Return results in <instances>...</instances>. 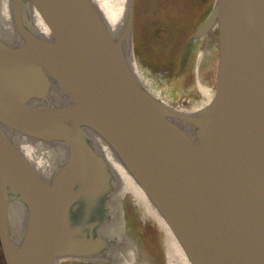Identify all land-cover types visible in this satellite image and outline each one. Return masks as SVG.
<instances>
[{
	"label": "water",
	"instance_id": "95a60500",
	"mask_svg": "<svg viewBox=\"0 0 264 264\" xmlns=\"http://www.w3.org/2000/svg\"><path fill=\"white\" fill-rule=\"evenodd\" d=\"M33 7L51 34L34 26ZM136 8L137 0H126L115 36L93 0H12L21 38L0 34L7 264L120 250L123 237L111 224L118 177L89 127L114 149L192 264H264V0H215L196 28L198 39L217 27L220 51L216 91L196 112L154 94L134 70L126 43ZM22 135L64 145L50 179L22 152Z\"/></svg>",
	"mask_w": 264,
	"mask_h": 264
},
{
	"label": "rangeland",
	"instance_id": "374dc122",
	"mask_svg": "<svg viewBox=\"0 0 264 264\" xmlns=\"http://www.w3.org/2000/svg\"><path fill=\"white\" fill-rule=\"evenodd\" d=\"M181 1L138 0L133 49L138 70L151 91L178 108L196 112L210 102L217 87L219 30L195 39L194 30L213 0ZM209 52L215 62L206 65ZM201 85L213 89L212 95L203 94ZM40 154L48 156L46 152ZM49 155L53 156L50 151ZM113 200L114 214L119 215L120 223L117 234L133 244L134 264H168L162 225L142 207L138 195L128 192ZM126 244L122 242L120 247L123 249ZM121 258L116 249L99 259L70 258L58 264H122Z\"/></svg>",
	"mask_w": 264,
	"mask_h": 264
},
{
	"label": "bare ground",
	"instance_id": "6f19581e",
	"mask_svg": "<svg viewBox=\"0 0 264 264\" xmlns=\"http://www.w3.org/2000/svg\"><path fill=\"white\" fill-rule=\"evenodd\" d=\"M103 16L105 17L111 31L115 36H118L120 32V27L124 21L125 4L126 0H93ZM28 17L31 19L32 23L39 32L44 35L51 34V29L41 13L32 8L31 12H28ZM0 34L7 40L11 42H16L18 40L20 33L17 32L14 24L13 14H12V0H0ZM21 36V35H20ZM128 49V56L134 66V70L140 77L142 82L150 89V84L146 79L144 80L142 72L138 70V65L136 58L134 56L133 41L132 38L126 43ZM213 54V53H212ZM210 52L205 59L207 61L206 65H211L215 62L214 56ZM217 63V62H216ZM218 72V65L216 64V78ZM201 92L203 94L212 95L213 89L207 88L206 86H200ZM151 90V89H150ZM182 109V108H181ZM184 111H189L188 109H182ZM90 131L93 141L101 149V151L107 157L109 164L115 170L118 177L117 188L114 191L115 198H119L120 195H124L128 192L137 194L142 207L148 211V213L162 225V232L165 234V244L168 256V264H192L188 255L186 254L184 248L182 247L180 241L176 237L175 233L165 220V218L160 214L156 207L150 201L148 195L143 190V188L138 184V182L131 175L126 166L118 158L114 149L110 144L93 128H88ZM16 135H13V138ZM15 139V138H14ZM16 140V139H15ZM17 141V140H16ZM21 141V142H19ZM17 143L24 155L34 164L38 171L47 179H50L58 166L63 162L66 157L65 147L61 143L49 140H41L29 137L27 135H22L21 139ZM49 151L53 154L49 155ZM48 153L47 157L41 155L40 153ZM45 155V154H44ZM16 207H12V212L17 213ZM111 224L115 225L119 223V215L116 214L111 221ZM116 230V228H114ZM127 243L125 247L119 250L122 254V264H134V247L133 244L128 243V241H123ZM133 247V248H132Z\"/></svg>",
	"mask_w": 264,
	"mask_h": 264
},
{
	"label": "flooded vegetation",
	"instance_id": "af4514ba",
	"mask_svg": "<svg viewBox=\"0 0 264 264\" xmlns=\"http://www.w3.org/2000/svg\"><path fill=\"white\" fill-rule=\"evenodd\" d=\"M0 264H7L6 259H5L4 249L1 243V239H0Z\"/></svg>",
	"mask_w": 264,
	"mask_h": 264
},
{
	"label": "trees",
	"instance_id": "16d2710c",
	"mask_svg": "<svg viewBox=\"0 0 264 264\" xmlns=\"http://www.w3.org/2000/svg\"><path fill=\"white\" fill-rule=\"evenodd\" d=\"M213 1H214V0H213ZM213 1L211 2V5H212ZM181 2H184V0H182ZM211 5H210V7H211ZM210 7H209V8H210ZM179 33H181L182 35H185L186 32H185L184 30H180ZM178 36H180V34H179ZM185 36H186V35H185ZM185 36H184V37H185ZM175 37H176V36H175ZM181 38H182V37H181ZM174 39H175V38H174ZM179 40H180V39H179ZM178 42H179V41H178ZM180 42H181V40H180ZM179 44H180V43H179ZM180 45H181V44H180Z\"/></svg>",
	"mask_w": 264,
	"mask_h": 264
}]
</instances>
